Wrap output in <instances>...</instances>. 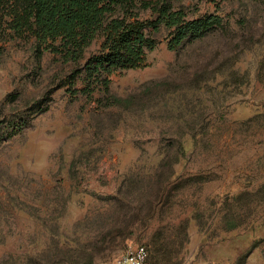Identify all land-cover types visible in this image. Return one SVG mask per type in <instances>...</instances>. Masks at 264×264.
I'll return each instance as SVG.
<instances>
[{"label": "rangeland", "instance_id": "374dc122", "mask_svg": "<svg viewBox=\"0 0 264 264\" xmlns=\"http://www.w3.org/2000/svg\"><path fill=\"white\" fill-rule=\"evenodd\" d=\"M172 4L223 23L177 51L151 33L144 66L111 76L127 109L80 93L85 59L38 47L24 1L0 0L1 132L30 120L0 143V264L140 244L152 264H264V0Z\"/></svg>", "mask_w": 264, "mask_h": 264}, {"label": "trees", "instance_id": "16d2710c", "mask_svg": "<svg viewBox=\"0 0 264 264\" xmlns=\"http://www.w3.org/2000/svg\"><path fill=\"white\" fill-rule=\"evenodd\" d=\"M23 1V12L16 16V27H28L39 42L38 47L44 45L45 50L60 53L67 62L80 64L85 59L80 70L86 86L79 92L93 99L94 93L101 91L105 99L98 102L108 108H131L132 97L112 94L111 76L144 66L147 53L157 47L151 33L167 30V48L177 51L223 23L218 15L189 18L184 9L173 6L172 0ZM142 11H150L153 18L142 19ZM99 38L102 42L98 51L86 59L88 49ZM29 124L30 120L25 117L10 122L6 133L0 129V143L20 134ZM190 180H197V177ZM161 249L163 252L160 246L158 250ZM34 264L95 263L87 245L67 249L57 245L56 252L41 257Z\"/></svg>", "mask_w": 264, "mask_h": 264}, {"label": "built area", "instance_id": "2783aa9c", "mask_svg": "<svg viewBox=\"0 0 264 264\" xmlns=\"http://www.w3.org/2000/svg\"><path fill=\"white\" fill-rule=\"evenodd\" d=\"M103 264H150V254L145 245H135Z\"/></svg>", "mask_w": 264, "mask_h": 264}]
</instances>
